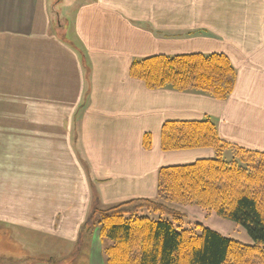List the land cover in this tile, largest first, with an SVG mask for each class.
Wrapping results in <instances>:
<instances>
[{
    "label": "crops",
    "instance_id": "crops-1",
    "mask_svg": "<svg viewBox=\"0 0 264 264\" xmlns=\"http://www.w3.org/2000/svg\"><path fill=\"white\" fill-rule=\"evenodd\" d=\"M217 52L238 71L227 99L130 74L136 58ZM207 116L264 152V0H0V230L24 252L15 264H106L94 204L156 198L164 165L215 156L162 149L163 123Z\"/></svg>",
    "mask_w": 264,
    "mask_h": 264
},
{
    "label": "trees",
    "instance_id": "trees-1",
    "mask_svg": "<svg viewBox=\"0 0 264 264\" xmlns=\"http://www.w3.org/2000/svg\"><path fill=\"white\" fill-rule=\"evenodd\" d=\"M130 74L152 89L201 91L227 99L238 71L224 53L136 58ZM166 151L213 148L216 155L187 164L164 165L157 198L94 204L86 226L98 228L106 264H264V152L231 145L211 116L162 125ZM143 144L151 148L150 134ZM234 150L232 158L224 151ZM158 197L161 200H158ZM167 202L196 203L243 225L254 243L245 244L203 223L186 224ZM156 213L158 216H153Z\"/></svg>",
    "mask_w": 264,
    "mask_h": 264
},
{
    "label": "rangeland",
    "instance_id": "rangeland-1",
    "mask_svg": "<svg viewBox=\"0 0 264 264\" xmlns=\"http://www.w3.org/2000/svg\"><path fill=\"white\" fill-rule=\"evenodd\" d=\"M214 150V149H213ZM228 158H232L236 154L234 150L224 151ZM158 196V195H157ZM157 198V197H156ZM158 200L161 198L158 197ZM170 206L178 209L184 215V221L186 224L203 223L206 226L219 231L223 235H227L231 238L238 239L245 244H253L254 240L246 228L239 224L238 222H233L226 218L220 217L214 210L203 209L196 203L183 204L180 202H167ZM152 214V213H151ZM153 216H158L154 213ZM15 238V237H14ZM11 238V233L0 230V264H15L19 260L23 259L17 257V254L24 253L23 250L20 251L19 245L16 242V238ZM111 244V241L108 242ZM105 244V247L106 245ZM86 244L77 245L75 252L79 255L76 262H80L86 255ZM80 249V250H79ZM30 260H32L30 258ZM69 260V259H68ZM29 261V260H28ZM75 262V261H74Z\"/></svg>",
    "mask_w": 264,
    "mask_h": 264
}]
</instances>
